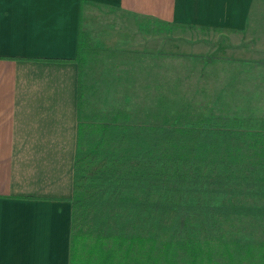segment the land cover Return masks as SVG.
<instances>
[{"label":"crops","instance_id":"1","mask_svg":"<svg viewBox=\"0 0 264 264\" xmlns=\"http://www.w3.org/2000/svg\"><path fill=\"white\" fill-rule=\"evenodd\" d=\"M165 26L226 42L204 47ZM257 38L264 0H0V264H68L78 123H130L128 112L116 122L113 109L85 107L86 59L107 57L100 76L112 60V75L145 77L153 56L264 66Z\"/></svg>","mask_w":264,"mask_h":264},{"label":"trees","instance_id":"2","mask_svg":"<svg viewBox=\"0 0 264 264\" xmlns=\"http://www.w3.org/2000/svg\"><path fill=\"white\" fill-rule=\"evenodd\" d=\"M82 48L78 38L74 60ZM208 122L147 128L146 139L134 134L141 126L78 123L68 264H264L263 239L252 242L213 228L238 213L242 195L264 198V133L236 117L216 115ZM92 133L97 136L90 143ZM126 190L145 195L120 196ZM181 193L213 194L221 201L200 206L170 199ZM243 206L240 213L255 210ZM174 207L182 231L160 239L154 232L159 215ZM198 209L206 210L210 224L191 230L190 215Z\"/></svg>","mask_w":264,"mask_h":264},{"label":"rangeland","instance_id":"3","mask_svg":"<svg viewBox=\"0 0 264 264\" xmlns=\"http://www.w3.org/2000/svg\"><path fill=\"white\" fill-rule=\"evenodd\" d=\"M102 14L106 15V13ZM113 15L115 21L127 18L121 14ZM163 30L165 35L171 30L173 34L186 35L193 41L194 39L200 41L199 43L204 47L217 48L226 42V36L215 34L200 39L198 36L204 32L193 28L165 26ZM257 40L264 41V39L260 41V38ZM230 42L233 41L230 40ZM250 42L253 46L256 43L254 39L249 40L248 44ZM259 45L258 51L262 52L260 54L262 57L264 42ZM199 55L203 54L175 58L150 57L146 62L145 77L122 76L124 72L118 76L112 75L109 67L111 63H115L112 60L107 63L109 66L103 68L100 76L98 70L101 63H106L107 57L93 55L85 61L89 65V71H85L86 85L82 89L84 105L91 111L97 108L113 109L116 115L121 111L128 112L129 125L145 128L136 130L135 136L145 139L149 137L147 128L160 130L201 126V124H210L208 121L216 115L236 117L248 129L258 130L260 126L262 129L264 126V66L258 64L252 67L250 63H246L249 61L217 60ZM257 69L258 72H256ZM240 72L250 74L247 77L236 75ZM254 83L259 88L258 91L238 89L241 86L254 87ZM115 119L116 122L122 121L119 115ZM92 134L88 139L90 143L95 141L97 136ZM110 145L111 140L107 137L105 146L109 148ZM145 145V141L142 140L141 146ZM144 195L142 190H126L120 194L126 198H142ZM150 197L155 199L160 198V195L151 193ZM170 199L174 202L190 201L200 206L218 205L221 201L220 196L206 193L174 194ZM236 201L244 205L242 208L250 206L255 210L240 213V205L236 210L238 213L223 219V224L218 223L213 228L223 229L232 236L252 242L264 240V198H253L244 194ZM161 212L164 214L159 215L157 227L154 230L158 238L167 239L175 235L174 233L182 231L176 222L178 213L175 207ZM190 216L193 219L189 224L191 230H198L210 224L206 210H194ZM144 226L142 223L141 227L144 228Z\"/></svg>","mask_w":264,"mask_h":264}]
</instances>
